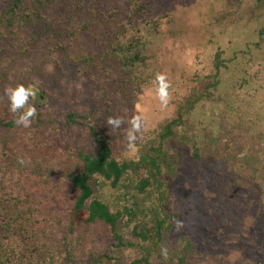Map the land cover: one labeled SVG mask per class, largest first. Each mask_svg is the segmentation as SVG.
Returning a JSON list of instances; mask_svg holds the SVG:
<instances>
[{
	"label": "rangeland",
	"instance_id": "374dc122",
	"mask_svg": "<svg viewBox=\"0 0 264 264\" xmlns=\"http://www.w3.org/2000/svg\"><path fill=\"white\" fill-rule=\"evenodd\" d=\"M137 3L144 7L145 14L135 10ZM69 6H74V11L68 10ZM50 12L68 18L61 19L60 26L67 35L72 32L82 41L71 50L70 59L51 50L46 52L43 47L22 52L9 49L10 54H0V70L6 72V78L0 79L3 109L8 111V101L3 96L6 85L36 83L43 89H38L33 101L37 111L54 117L60 129L59 148H48L47 143L55 138L54 131L48 128L38 132L33 124L26 129L16 124L0 126V207L4 205L13 214L29 216L23 223L33 222L37 232V236H33L29 230L31 241L47 245L45 259L36 256L33 264H59L67 249H80L83 244L93 247L92 251H87L92 254L91 259L87 254V264H91L97 259L93 252H99L108 243L102 222L74 228L68 216L74 193L66 176L77 167L80 152L95 150L88 138L87 124L90 121L96 124L97 134L108 140L115 158L136 157L144 134L167 113L173 110L168 115H174L177 108L174 104L171 110L161 109L151 90L155 74L166 73L172 85L169 90L172 99H181L193 86L203 89L208 80L202 77L213 73L211 59L218 48L222 49L221 58L226 66L220 68L215 92L223 101L199 103L193 113L192 126L177 132L182 142L178 147L182 156L188 155L190 146L183 135L199 142L206 159L193 169L191 181L202 177L213 195L203 196L199 186L193 192L179 187L177 205L172 207L171 213H178V220H182L185 227L170 235L189 233L197 241L195 246L202 259L204 252L220 249L224 241L220 229L223 220L231 225L239 219L230 195L232 191L239 195L245 189L232 182V173L226 168L222 178L218 171L227 160H235L237 165L252 161L264 148V50L259 48L264 47V34L258 31L264 27V0H88L84 4L80 0H57L43 11L45 15ZM143 17L146 22L141 20ZM87 20L97 23L95 33L82 31L81 25ZM114 30L122 35L126 47L131 44L145 47L144 65L137 63L134 67L142 74L144 83L120 85L104 78L103 72L97 69L101 53L107 50L108 33ZM132 51L134 55L135 49ZM123 52L126 54L121 53L123 57L132 56L126 49ZM85 56L89 58L87 66L80 61ZM90 57H95L96 61ZM48 65L53 66L52 71L47 70ZM134 108L143 114L145 130L135 149L129 151L122 132L110 134L106 118L131 113ZM71 110L93 116L89 120L76 118L81 122L79 125L67 126L65 112ZM3 114L0 111V124L11 120L12 114L10 118ZM223 119H226L224 125L221 124ZM203 128L210 134L206 135ZM21 157L29 162L18 163ZM184 171L182 167V177L187 176ZM98 194L111 203L118 200V192L108 187H103ZM76 217L80 219L85 215ZM52 234L57 239L66 235L67 240L52 242L49 239ZM128 235L129 232L124 235L123 242L134 241ZM5 241L21 245L18 236L12 235ZM135 247L129 244L115 248L121 255V264H130L131 257L138 255ZM80 256L84 258L86 253L81 252ZM199 258L193 264H201Z\"/></svg>",
	"mask_w": 264,
	"mask_h": 264
},
{
	"label": "trees",
	"instance_id": "16d2710c",
	"mask_svg": "<svg viewBox=\"0 0 264 264\" xmlns=\"http://www.w3.org/2000/svg\"><path fill=\"white\" fill-rule=\"evenodd\" d=\"M87 1L80 0L83 4ZM55 2L57 0L28 2L0 0V54H10L9 49H18L22 52L24 49L43 47L46 52L51 50L63 55L65 59H70L71 50L76 49L75 45L81 44L82 41L78 36L74 37L72 32L67 35L66 30L60 26V20L68 18L52 12L46 15L43 13ZM135 8L145 14L142 5L137 3ZM68 10L74 11V6H69ZM141 20L146 22L144 17ZM96 27L97 23L90 20L81 25L82 31L94 33ZM263 28L258 29L260 35L264 34ZM116 31L108 33L107 50L101 53L100 60L97 61V69L103 72L104 78L120 85L123 82L144 83L142 74L137 73L134 67L137 63L144 65L147 59L145 47L133 44L126 47V43L122 42V35L115 33ZM93 37L96 35L94 34ZM259 48L264 50V47L259 46ZM123 49L132 53V56L123 57L121 55V53L125 54ZM132 49H135L134 55ZM221 55V48L216 49L212 55L213 73L202 77L208 80L202 90L193 86L181 99H172L173 102L171 101L168 109L171 110V105H177L174 115H168L173 110L167 113L168 116H164L149 130V133L144 134L143 141L137 147L136 157L123 160L115 158L108 140L97 134L96 124L92 121L87 124L88 138L91 139V143L93 142L95 150L92 153L80 152L77 167L66 177L74 193L71 213L68 215L71 226L80 227L82 224L97 221L105 226L108 243L99 252H93L96 253L97 259H93L94 262L91 264H121V255L115 248L129 244H135V251L138 252V255L131 257L130 264H188L189 262L193 264L199 258V251L195 246L197 241H194L189 233H179L171 237L170 233L174 231L173 222L179 219L178 213L174 211L171 213V210L177 205L175 204L177 189L184 188L193 192L199 186L203 196L210 197L213 193L202 177L198 179L199 182L197 178L194 182L191 181L190 175L193 169L206 159L201 152L199 142L194 137L183 135L190 146L188 155L182 156L181 151L178 150L182 142L177 138V132L180 128L192 126L193 113L199 103L223 101V98L215 92L219 84L220 68L226 66ZM90 58L96 61L95 57ZM88 59L85 56L80 61L87 66ZM80 61L76 59V62ZM4 78L6 72L0 70V79ZM34 84L41 89L38 84ZM103 91L105 92V86ZM0 111L10 118L11 113L5 111L3 105H0ZM90 116L93 115L73 110L66 111L65 123L67 126L76 123L79 125L81 122L76 121V118L89 120ZM10 119L0 126L12 127L15 124L12 115ZM225 120L221 121L222 125L225 124ZM198 123L201 124L202 121ZM32 124L38 132H42L44 128L54 131L55 138L47 143L48 148H59L60 129L56 126L57 121L54 117L37 111ZM202 130L206 135L210 134L205 128ZM84 141L88 143V140ZM225 164L218 171L221 178L225 175L222 172L226 168L232 173V182L235 185L238 183L245 189L239 195L234 191L230 195L239 219L237 223L231 225L223 220L220 229L224 241L221 248H214L213 253L204 252L203 259H199L201 264L203 262L204 264H264V148L252 161L237 165L235 160L232 162L227 160ZM182 167L187 173L186 177H182ZM182 180L186 181L182 183ZM103 187L118 192V200L115 203L99 198L97 193ZM81 215L85 217L76 219V216ZM28 218L29 216L22 213L13 214L4 205L0 207V264H33L36 256L44 258L48 247L44 242L37 244L31 241V237L28 236L29 230L33 236H37V232L33 222L23 223ZM127 232L134 241L123 242ZM12 235L19 237L21 245L16 246L14 242L5 241ZM49 239L52 242L57 240L64 242L67 237L62 235L57 239L52 234ZM201 241L205 243V239ZM90 246L83 244L80 249H67L59 264H80V262L87 264V254L89 259L92 258V254L87 252L92 251L93 247ZM162 246L169 248L166 260L160 253ZM81 252L86 253L84 258L80 256Z\"/></svg>",
	"mask_w": 264,
	"mask_h": 264
},
{
	"label": "clouds",
	"instance_id": "9594fccd",
	"mask_svg": "<svg viewBox=\"0 0 264 264\" xmlns=\"http://www.w3.org/2000/svg\"><path fill=\"white\" fill-rule=\"evenodd\" d=\"M48 71L53 70L52 65L47 66ZM152 83V92L159 101L161 109H167L171 103L172 96L170 88L172 87L168 75L164 72H157ZM38 86L35 84L25 85L16 83L8 84L4 87L3 96L8 101V111L12 114L14 123L18 127L30 128L33 118L37 115V107L33 103L37 96ZM106 125L110 134L122 132L123 141L127 150L135 149L137 141L142 138L145 130L144 116L135 108L131 113L125 115L108 116ZM29 162L26 158H18V163L25 164ZM174 230L180 232L184 227L182 220H174ZM161 256L166 260L169 255V248L162 246L160 249Z\"/></svg>",
	"mask_w": 264,
	"mask_h": 264
}]
</instances>
